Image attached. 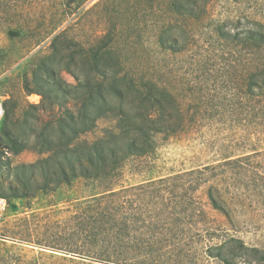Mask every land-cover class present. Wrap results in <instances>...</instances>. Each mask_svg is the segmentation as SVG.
I'll list each match as a JSON object with an SVG mask.
<instances>
[{"label":"rangeland","instance_id":"1","mask_svg":"<svg viewBox=\"0 0 264 264\" xmlns=\"http://www.w3.org/2000/svg\"><path fill=\"white\" fill-rule=\"evenodd\" d=\"M170 1L0 0V100L14 102L15 121L23 120L29 104L39 106L36 113L43 123L51 120L52 110L59 119L63 109L42 103L38 91L28 95L26 78H32L42 59L54 55L51 45L58 35L71 53L117 30L114 44L124 50L123 58L145 64L146 74L168 87L183 110L182 119H171L182 124L180 131L157 134L150 153L122 160L99 188H112V199L135 200L136 221L124 242L130 262L147 257L149 264H225L224 259L252 264L255 255L239 246L264 252V93L258 89L257 97L250 98L247 85L250 73L264 70V55H248L215 30L223 26L234 34L264 24V0H211L201 20L178 18L186 29L185 48L178 54L157 45L167 24L175 22ZM55 75L75 84L64 67ZM117 122L103 117L79 140L114 145L109 135L117 133ZM5 156L16 167L35 164L47 154L29 149ZM6 169L1 170L5 180L16 184L15 173ZM88 184L77 179L29 201L7 200L0 264H90L63 260L60 250L81 251L83 242L68 244L76 230L70 217L94 193ZM83 249L94 254L87 245Z\"/></svg>","mask_w":264,"mask_h":264},{"label":"trees","instance_id":"2","mask_svg":"<svg viewBox=\"0 0 264 264\" xmlns=\"http://www.w3.org/2000/svg\"><path fill=\"white\" fill-rule=\"evenodd\" d=\"M210 1L171 0L168 8L175 16V22L167 24L164 36L157 43L158 47L166 52L181 53L185 48L186 29L179 26L178 18L201 20ZM215 31L223 41L244 48L250 56L256 53L264 55L262 23L257 24L256 28L234 34L223 26L217 27ZM118 36L116 30L114 36L105 35L91 47H80L71 53L61 35L52 41L54 55L39 62L32 80L26 78L24 89L28 95L38 91L42 103L48 101L53 106H60L63 113L59 119L56 120L55 110H52L51 120L43 123L36 113L39 106L29 104L23 120L15 121L14 102L7 100L3 103L5 116L0 128V184L7 186L0 188L1 197L9 202L29 201L39 193L48 194L53 187L68 185L77 179L89 181L87 187L94 189L89 198L75 206L76 210L70 217V220L75 221L76 230L68 244L72 246L78 241L83 242L80 246L82 252L73 248L60 249L65 251L61 252L64 254L62 259L71 263L85 260L90 261V264L132 263L130 253L124 249V242L136 221L133 218L135 200L125 197L112 199L108 193L112 188H99L114 175L111 172L122 160L150 153L157 134L173 136L182 129L180 122L171 120L175 115L182 119L183 110L180 111L176 106V102H179L175 99L177 96L168 87L150 78L145 72L149 70L145 64L128 62L123 58L124 50L119 44H114ZM250 63L254 62L250 60ZM58 67H64L75 84L57 80L55 72ZM46 76L52 82L44 78ZM247 87L250 98L257 97L258 89L264 93V70L250 73ZM168 95L173 98H168ZM133 97L136 101L139 99V103L130 101ZM127 103H130L129 106L124 108ZM115 104L119 105L115 107ZM103 117L118 119L117 133L113 130L109 135L114 145L104 141L92 145L81 142L80 135L93 130L97 121ZM39 124L44 126L42 131H38ZM33 135L36 141L31 144ZM29 149L47 154V157L35 164L12 167L9 158L5 156L7 153L18 156ZM120 152L124 154L122 158ZM3 158L7 162H3ZM4 167L15 173L16 184L5 180L1 171ZM85 243H88V249L94 254L84 251ZM92 244L93 247L88 246ZM225 246L224 243L221 249ZM95 247L98 249L93 250ZM239 247L241 251H250L255 255L252 264H264L263 251ZM76 257L81 258L80 261ZM223 261L232 264L227 259ZM137 264H149L148 258L145 257Z\"/></svg>","mask_w":264,"mask_h":264},{"label":"built area","instance_id":"3","mask_svg":"<svg viewBox=\"0 0 264 264\" xmlns=\"http://www.w3.org/2000/svg\"><path fill=\"white\" fill-rule=\"evenodd\" d=\"M5 116V109L3 102L0 100V124ZM8 203L7 200L0 196V227L5 223L7 217Z\"/></svg>","mask_w":264,"mask_h":264}]
</instances>
